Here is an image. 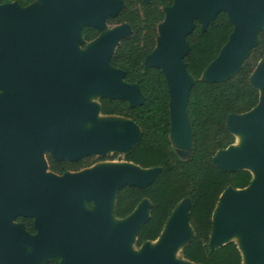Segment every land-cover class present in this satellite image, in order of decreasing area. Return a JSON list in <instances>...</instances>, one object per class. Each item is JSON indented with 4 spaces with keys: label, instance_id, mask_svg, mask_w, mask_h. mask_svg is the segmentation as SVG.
<instances>
[{
    "label": "water",
    "instance_id": "95a60500",
    "mask_svg": "<svg viewBox=\"0 0 264 264\" xmlns=\"http://www.w3.org/2000/svg\"><path fill=\"white\" fill-rule=\"evenodd\" d=\"M123 9L121 0H39L27 8L0 3V264H46L56 258L60 264H196L177 258L195 238L189 199L174 209L160 237L137 253L131 246L150 220L151 201L144 199L124 219L115 217L118 193L148 188L161 176V167L125 162L57 175L45 158L49 152L55 161L73 163L110 152L126 154L140 141L142 130L133 120L99 121L101 104L90 101L98 95L124 99L130 106L145 102L139 86L126 82V72L111 64L132 28L109 29L106 19ZM221 12L234 28L201 80L231 79L264 31V0H174L164 9L156 48L144 60L146 69L164 75L169 138L172 147L188 152L187 159L194 144L187 106L196 83L185 62L187 38L197 23L206 32ZM86 27L100 35L86 42ZM251 83L260 93L257 106L227 120L242 146L218 151L213 163L226 172L248 170L253 178L248 187H229L221 195L209 248L238 246L239 240L247 264H264V58ZM87 202L95 210L85 208ZM19 218L31 219L35 233Z\"/></svg>",
    "mask_w": 264,
    "mask_h": 264
},
{
    "label": "trees",
    "instance_id": "16d2710c",
    "mask_svg": "<svg viewBox=\"0 0 264 264\" xmlns=\"http://www.w3.org/2000/svg\"><path fill=\"white\" fill-rule=\"evenodd\" d=\"M15 0H0L1 4ZM27 5L31 0H16ZM124 11L108 19L109 25L128 23L132 34L118 45L111 59L112 66L126 72L125 80L137 84L145 96L142 105L130 106L124 99H100L101 113L105 116H123L133 120L142 130L136 146L123 154L125 162L142 168L161 167L159 179L146 189L126 187L116 199L115 217L124 219L137 206L149 199L152 203L151 217L138 235L136 248L147 241H156L174 209L184 199L191 201L190 223L195 231L193 241L182 250L183 258L196 264H242L238 246L230 242L211 251L209 248L212 221L221 195L229 188L244 189L252 181L248 170L226 172L213 163L220 150L235 142V136L227 127L231 114H244L255 108L260 93L251 83L257 63L264 55V31L259 42L245 61L242 69L231 79L221 83L201 80L202 73L218 56L228 42L233 24L226 13L221 12L215 21L202 32L200 25L188 36L190 52L185 58L193 86L187 111L193 132V150L187 160L180 159L173 150L170 134L169 92L164 75L159 69L144 67L145 58L156 48L158 26L165 19L164 9L174 0H123ZM99 30L86 27V42L96 39ZM84 47V45H83ZM49 169L57 175L78 172L91 164L85 159L78 162L55 161L48 157ZM87 166V167H86ZM91 203L88 206L91 207ZM29 233L34 234L33 221L19 218ZM46 264H60L56 258Z\"/></svg>",
    "mask_w": 264,
    "mask_h": 264
},
{
    "label": "rangeland",
    "instance_id": "374dc122",
    "mask_svg": "<svg viewBox=\"0 0 264 264\" xmlns=\"http://www.w3.org/2000/svg\"><path fill=\"white\" fill-rule=\"evenodd\" d=\"M106 25H107V27L110 29H112V28H114V27H117V26H119V25H117V24H115V25H109L108 23H106ZM80 48H81V46H79ZM256 48V47H255ZM254 48V49H255ZM117 49V48H116ZM253 49V50H254ZM252 50V51H253ZM252 51L249 53V55L248 56H250L251 55V53H252ZM249 58V57H248ZM247 58V59H248ZM263 58H264V55H263ZM262 58V59H263ZM246 59V60H247ZM262 59L257 63V65H256V67L258 66V64L262 61ZM245 60V61H246ZM245 63V62H244ZM244 63H243V65H244ZM256 67H255V69H256ZM99 100H100V96H98V95H93L91 98H90V101L91 102H96V103H99ZM125 117H123V116H105V115H101V116H99L98 117V120L99 121H101V120H123ZM90 127H92V124H88V125H86V128L88 129V128H90ZM237 139H242V137L240 138V136H235V142L233 143V145L232 146H236V147H241L242 146V142H243V140L242 141H240V143L239 144H237ZM236 143V144H235ZM173 150L175 151V153H176V155L180 158V159H182V160H185V159H187V156H186V154L188 153L187 151H183L182 150V148H180L179 146L177 147V146H174L173 145ZM49 152H45V158L48 160V157H49ZM85 164H91V165H89L87 168H83V169H81L80 171H83V170H85V169H90V168H93V167H96V166H99V165H121V164H123V163H125V161H124V159H123V154L122 153H113V152H110V153H107L106 155H104V156H92V157H88V158H85ZM70 172H72V173H75V172H73V171H70ZM88 202L87 203H85V205H84V207L85 208H87V209H89V210H95V204L94 203H91L92 204V206L90 207V206H88ZM16 223H18V222H16ZM236 236H234V238L233 239H237L238 237H236ZM237 243H238V246L239 247H241V244H240V241L239 240H237ZM131 249H132V251L133 252H135V253H137V252H139L140 251V249H138V248H136L134 245H132L131 246ZM240 249H242V248H240ZM179 251V250H178ZM242 251V254L244 253V250H241ZM177 258L178 259H183V256H182V254L181 253H179V254H177Z\"/></svg>",
    "mask_w": 264,
    "mask_h": 264
},
{
    "label": "flooded vegetation",
    "instance_id": "af4514ba",
    "mask_svg": "<svg viewBox=\"0 0 264 264\" xmlns=\"http://www.w3.org/2000/svg\"><path fill=\"white\" fill-rule=\"evenodd\" d=\"M121 1H123V0H121ZM145 1V0H144ZM151 1V0H150ZM146 2V1H145ZM12 3H17L20 7H22V8H27V7H29V6H31V5H34V4H37V3H39V0H31L27 5H21V4H19V2L18 1H13ZM123 3H124V8H125V2L123 1ZM7 4H10V3H7ZM122 11H124V9L122 10ZM121 11V12H122ZM120 12V13H121ZM119 13V14H120ZM118 14V15H119ZM118 15H116V16H118ZM116 16H113V17H116ZM112 16H110V17H108L107 19H106V23H108V19L109 18H111ZM125 24H128V23H125ZM122 25V24H121ZM49 159V158H48ZM92 206V205H91Z\"/></svg>",
    "mask_w": 264,
    "mask_h": 264
},
{
    "label": "bare ground",
    "instance_id": "6f19581e",
    "mask_svg": "<svg viewBox=\"0 0 264 264\" xmlns=\"http://www.w3.org/2000/svg\"><path fill=\"white\" fill-rule=\"evenodd\" d=\"M241 138V137H240ZM240 141H242V139L240 140V139H237V144H239L240 143ZM236 144V143H235ZM241 250H243V249H241ZM242 252V251H241ZM242 256H243V264H247L246 263V256H245V252L242 254Z\"/></svg>",
    "mask_w": 264,
    "mask_h": 264
}]
</instances>
